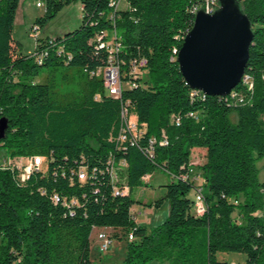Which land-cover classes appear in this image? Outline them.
<instances>
[{"label": "trees", "instance_id": "16d2710c", "mask_svg": "<svg viewBox=\"0 0 264 264\" xmlns=\"http://www.w3.org/2000/svg\"><path fill=\"white\" fill-rule=\"evenodd\" d=\"M45 1L46 15L35 26L41 29L75 1L82 24L62 38L38 39L24 55L13 39L21 0H0V121L8 124L0 155L42 157L47 164L25 181L17 170L0 167V264H94L97 228L134 236L122 264H229L219 253L264 264V216L258 214L264 183L256 166L264 158V0H238L254 40L245 74L253 89L241 84L237 100L196 93L176 61L203 0ZM112 32L122 44L117 59L130 85L121 99L95 75L108 65L102 45ZM141 61L147 76L135 79L129 72ZM125 107L142 134L128 133L122 142ZM163 138L168 145L160 144ZM196 148L206 150L201 188L190 179ZM112 166L122 183H115ZM157 170L175 180L155 204L168 201L169 216L149 230L136 222L132 193ZM81 171L85 181L78 179ZM116 185L129 194L117 195Z\"/></svg>", "mask_w": 264, "mask_h": 264}, {"label": "water", "instance_id": "95a60500", "mask_svg": "<svg viewBox=\"0 0 264 264\" xmlns=\"http://www.w3.org/2000/svg\"><path fill=\"white\" fill-rule=\"evenodd\" d=\"M254 32L238 0H219L213 14L200 10L177 54L185 83L208 97H227L246 74ZM7 121H0V140Z\"/></svg>", "mask_w": 264, "mask_h": 264}, {"label": "rangeland", "instance_id": "374dc122", "mask_svg": "<svg viewBox=\"0 0 264 264\" xmlns=\"http://www.w3.org/2000/svg\"><path fill=\"white\" fill-rule=\"evenodd\" d=\"M40 0H21L19 9L16 14L14 23L13 39L19 42L22 46V53L24 55H30L34 52L36 42L38 39L47 38H62L66 34L71 33L78 29L82 24L83 12L80 1H75L72 4L65 6L63 10L57 15L56 18L48 21L37 33L33 31L36 20L46 15L47 7L46 1L43 0L44 7L38 8L37 3ZM124 8V4L122 5ZM62 71V70H60ZM46 72H44L45 74ZM43 79H36V82H41ZM206 150L196 148L192 151L191 163L192 170L190 173V179L196 184L197 188H201L203 184V177L201 172V166L206 161ZM2 158H6L4 153L0 155V162ZM16 159V158H15ZM257 169L259 171V182L264 183V158L257 161ZM42 170H47V164H43ZM119 176V177H118ZM117 176L116 181L122 183L124 178L120 173ZM175 180L172 175L157 170L149 179L146 180V185L136 188L132 193V198L136 202L133 207V213L136 216V222L147 227L149 230L162 224L169 216V202L163 201L160 208L155 206L156 202L162 200L166 193V186ZM191 198H195V194L192 192ZM240 202L244 201L241 196ZM264 201V193H263ZM152 205V206H150ZM264 216V208L258 213ZM234 218L237 221H241L238 212H235ZM112 235H118V240L112 243V247L102 255V258L97 252L93 253L92 260L94 264H122L127 252V245L129 243L127 236L122 237L120 232L115 233L113 230L109 231ZM95 232L93 239L96 240ZM95 242H93L94 245ZM100 254V253H99ZM219 261H227L230 264H244L246 256L243 254L234 253H219L217 255ZM158 264V263H151ZM167 264V263H166Z\"/></svg>", "mask_w": 264, "mask_h": 264}, {"label": "built area", "instance_id": "2783aa9c", "mask_svg": "<svg viewBox=\"0 0 264 264\" xmlns=\"http://www.w3.org/2000/svg\"><path fill=\"white\" fill-rule=\"evenodd\" d=\"M203 1L204 3L200 7L198 6L194 7L193 13L195 14V17H196V14L200 10H204L208 14V13H214L219 8V0H203ZM37 7L38 8L44 7L43 0L38 1ZM39 30H40L39 26L33 27V31L35 33H37ZM99 41H101V39ZM102 47L106 48L110 54L109 62L105 68L99 69L95 75L104 80L106 91L108 92L110 96L117 98V99H121L123 91L130 85L126 84L122 78L123 76L122 69L117 59V56L122 51V44L115 32H112L110 36V40L107 43L103 44ZM146 64H147L146 61H141L139 63V67L136 65H133L131 72H129L130 75L135 79L144 78L145 76H147V71L143 70ZM241 84L246 85L248 91H251L253 89L252 79L246 75L244 76ZM193 91H195L196 93L203 94L204 97H208L201 91H197V90H193ZM234 91L229 96L232 95V98L237 100L239 96H241V94L237 92L234 93ZM227 97H219V98H227ZM122 119H123V124H124V131L119 138L120 141L122 142L126 141L128 139V133L131 134L134 138H138V136L142 134V132L139 131L136 117L132 113H130L128 107L124 108V111L122 113ZM177 124H179L178 119H177ZM155 144H156V140H152V148L154 147ZM160 144L162 146L168 145L167 139L163 138ZM151 153H152V150H151ZM43 164H46V160L42 157H16L15 159V158H8L6 156V158H2V161L0 162V167L4 169L10 168L12 170H17L19 172L20 179L22 181H25L29 178V176L33 172L43 171L42 170ZM120 164L122 167L125 166L124 163H120ZM112 174H113V179L115 183H118L116 181L118 175L114 169V166H112ZM150 177L151 176H147L146 178H144V181L146 182V180L149 179ZM78 179L80 181H85L86 174L84 171H81L78 173ZM115 190H116L115 192L117 195L129 194V189L127 187H124L121 189L119 185L118 186L116 185ZM55 201L56 203H58L60 202V199L58 197H55ZM195 207H196V211L199 214L204 211L203 199H202L200 190L197 192V195H196ZM96 238L99 241V252L101 254L106 253L112 247V243L114 242V238L112 234L106 231L97 232ZM134 239H135L134 236L130 234L128 237V241L132 242L134 241Z\"/></svg>", "mask_w": 264, "mask_h": 264}, {"label": "crops", "instance_id": "0c3cea01", "mask_svg": "<svg viewBox=\"0 0 264 264\" xmlns=\"http://www.w3.org/2000/svg\"><path fill=\"white\" fill-rule=\"evenodd\" d=\"M111 229H94L93 230V233H92V236H91V241H92V255H93V253H95V252H97L98 253V255L102 258V255L103 254H101L100 252H99V241L97 240V238H95L96 240H94L93 239V234L95 233V232H103V231H106V232H108V233H110L109 231H110ZM93 242H95L94 243V245H93ZM100 253V254H99ZM225 261V260H224ZM227 262V261H226ZM229 263V262H228ZM100 264H102V262H100ZM230 264V263H229Z\"/></svg>", "mask_w": 264, "mask_h": 264}, {"label": "bare ground", "instance_id": "6f19581e", "mask_svg": "<svg viewBox=\"0 0 264 264\" xmlns=\"http://www.w3.org/2000/svg\"><path fill=\"white\" fill-rule=\"evenodd\" d=\"M208 14H213V13H208Z\"/></svg>", "mask_w": 264, "mask_h": 264}]
</instances>
